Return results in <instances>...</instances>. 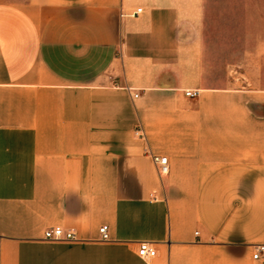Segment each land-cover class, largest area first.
<instances>
[{"label":"crops","instance_id":"0c3cea01","mask_svg":"<svg viewBox=\"0 0 264 264\" xmlns=\"http://www.w3.org/2000/svg\"><path fill=\"white\" fill-rule=\"evenodd\" d=\"M257 243L264 0H0V264H264Z\"/></svg>","mask_w":264,"mask_h":264},{"label":"built area","instance_id":"2783aa9c","mask_svg":"<svg viewBox=\"0 0 264 264\" xmlns=\"http://www.w3.org/2000/svg\"><path fill=\"white\" fill-rule=\"evenodd\" d=\"M141 6L136 7L133 11L127 13L129 15H135L139 11H141ZM124 14V13H123ZM197 89H185V94L190 96L197 95ZM136 95V93H135ZM137 133H140V129L136 130ZM152 159L157 167V170L161 174H165L168 171V162L167 155L161 154H152ZM152 195V193H151ZM99 232L102 239L109 238L108 225L107 223H102L99 226ZM44 237L48 239H77L75 231L73 228L63 229L60 225H55L51 227H47L44 230ZM137 253L141 257H150L156 253V249L153 246L151 241L141 240L138 242ZM264 253V243H257L254 247V252L252 254L253 258H259Z\"/></svg>","mask_w":264,"mask_h":264}]
</instances>
